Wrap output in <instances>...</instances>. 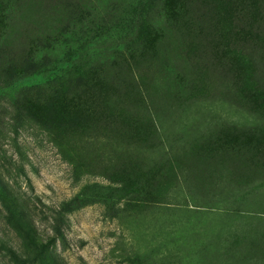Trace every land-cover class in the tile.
Masks as SVG:
<instances>
[{"label":"rangeland","instance_id":"rangeland-1","mask_svg":"<svg viewBox=\"0 0 264 264\" xmlns=\"http://www.w3.org/2000/svg\"><path fill=\"white\" fill-rule=\"evenodd\" d=\"M0 264H264V0H0Z\"/></svg>","mask_w":264,"mask_h":264}]
</instances>
